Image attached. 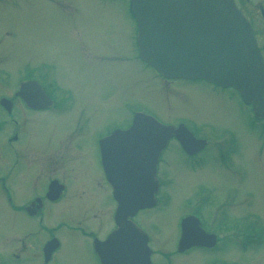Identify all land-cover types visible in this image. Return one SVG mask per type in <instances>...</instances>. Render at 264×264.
<instances>
[{"label": "rangeland", "instance_id": "rangeland-1", "mask_svg": "<svg viewBox=\"0 0 264 264\" xmlns=\"http://www.w3.org/2000/svg\"><path fill=\"white\" fill-rule=\"evenodd\" d=\"M62 5L69 14L60 10ZM127 9L128 0H14L0 9V65L8 64L1 61L3 57L14 68L26 63L32 72L42 71L70 94L65 116L43 114L39 118L37 137L54 145L65 135L67 143L68 135L77 132L82 122L79 141L88 142L93 133L90 122H102L103 127L105 123L121 124L131 107H143L164 122L185 116L198 123L199 129L210 125L205 132L212 145L222 139L232 144L228 148L232 165L224 167L214 148L208 146L203 164L193 172L180 165L188 159L172 146L161 166V174L169 179L164 188L166 200L158 208L140 213L144 216L138 221L161 243L154 245L153 253L159 264H264V143L259 146L264 123L250 121V109L232 89L201 80L160 77L138 56L136 25L127 17ZM9 28L12 33L4 36L2 31ZM8 41L16 46L11 49ZM82 49L101 56L100 60L84 57ZM199 197L208 198L201 209L205 221L217 207L226 212L218 250L210 254L194 249L176 255L178 218ZM240 215L246 218L241 224L244 236L232 231L241 222ZM9 224L11 219L0 214L4 243H14ZM254 225L261 226V239L254 236ZM242 241H246L244 251L240 250ZM163 252L170 253L171 260L163 261Z\"/></svg>", "mask_w": 264, "mask_h": 264}, {"label": "flooded vegetation", "instance_id": "flooded-vegetation-1", "mask_svg": "<svg viewBox=\"0 0 264 264\" xmlns=\"http://www.w3.org/2000/svg\"><path fill=\"white\" fill-rule=\"evenodd\" d=\"M12 1L14 0H0V9L9 6ZM234 3L251 27L264 65V0H234ZM64 6L66 7V5L61 7ZM65 7L60 10L69 14ZM125 13L134 23L129 8ZM12 31L9 28L3 30L2 34L9 37ZM2 42L0 38V45ZM6 44L11 49L16 46L14 41H8ZM82 50L84 57L96 60L101 58L88 50ZM1 61L8 64L0 65V214H4L12 221L9 229L12 231L14 243H4V238L0 235V264H137L136 258H144L146 252L143 245L142 255L139 252H127L122 247L116 251L105 248L104 242L118 229V221L119 224L132 222L140 229L138 240L142 244L146 242L150 264H159L154 261L153 253L156 249L154 245L161 243L149 234L139 223L138 218L144 216L140 213L158 208L162 200H166L164 188L169 179L161 174L164 154L169 148L176 146L188 159L185 160V164L180 165L194 172L203 164V154L208 150V146H212L217 161L224 167H230L232 165L228 150L232 145L230 141L222 139L212 145L205 132V128H211L210 125L201 130L203 128L199 129L198 123L185 116L177 117L175 122H164L143 107L136 110L131 107L129 116L126 115L125 121L121 124L105 123L103 127L102 122H90L93 133L88 142L79 141L81 138L79 130L83 125L80 122L78 131L68 135L67 143L64 135V139L61 138L54 145L50 141L44 144L41 138L37 137L39 118L43 114L65 116L70 94L54 78L45 77L42 71L32 72L26 63L14 68L10 59L3 57ZM159 76L165 80H175L160 74ZM182 80L195 82L198 79ZM242 104L250 109L252 115L250 121L264 123V117L253 113L250 104L243 102ZM135 111L150 114L163 125L178 127L179 130L167 138L165 145L157 154L154 166L156 188L153 205L132 210L121 220L118 217V184L125 186L123 196H130L132 200L134 198L132 178L126 182V178L119 180L115 174L112 183L106 176L105 168L112 164L113 168L114 164L116 165L126 155L128 168L133 170L134 164L131 163L133 142L127 140L113 142L108 136L115 130L127 129L131 125ZM50 140L53 141L51 138ZM200 140L203 141L202 144ZM223 140V145L219 147ZM262 143L264 138L259 139V146ZM136 162L137 170H142L144 166H139V159ZM115 171L117 172V167ZM140 185L147 187L146 190H141L142 197L144 198V193L149 196V181ZM204 197L206 195H203ZM203 198L199 197V202L181 218L179 217L178 221L181 222V219L188 215H194L206 233L215 235L214 244L190 245L179 251L177 249L181 231L179 223V234L173 247L176 255H183L194 249L205 250L210 254L218 250V241L222 238L220 232H223L221 226L227 215L222 208L217 207L215 212L210 211L209 220L205 221L201 209L208 203V198ZM240 218L241 222H238L232 231L237 232L238 236L239 234L244 236L245 227L241 224L246 218L243 215H240ZM259 218L254 215L255 220L258 221ZM252 230L254 236L259 238L262 235L260 225H254ZM120 239L123 244L127 240H132L125 235ZM245 244L246 241L241 242V251L245 250ZM162 254L163 261L170 258V253Z\"/></svg>", "mask_w": 264, "mask_h": 264}, {"label": "water", "instance_id": "water-1", "mask_svg": "<svg viewBox=\"0 0 264 264\" xmlns=\"http://www.w3.org/2000/svg\"><path fill=\"white\" fill-rule=\"evenodd\" d=\"M129 2L137 26V49L143 61L164 77L198 78L223 87L230 86L239 92L245 103H251L253 113L264 117V66L250 26L233 0ZM178 130V127L159 125L151 117L137 112L127 129L115 130L108 136L113 142H133V170L128 168L126 155L113 168V164L104 167L112 183L115 174L119 180L126 178V182L132 178V200L130 196H123L125 186L118 184V217L121 220L132 210L153 204L157 154L167 138ZM200 142L202 144L203 141ZM137 159L139 166H144L142 170H137ZM146 181L150 183L149 196L144 193L143 198L141 190L147 187L140 184ZM119 222L118 229L104 242L105 248L116 251L122 247L127 252H139L142 255L143 245L146 251L144 258H136V263L150 264L145 242L142 244L138 240L140 229L131 222ZM122 235L132 240L123 244L120 239ZM212 244L213 236L198 228L193 216L181 221L177 244L179 251L190 245Z\"/></svg>", "mask_w": 264, "mask_h": 264}]
</instances>
